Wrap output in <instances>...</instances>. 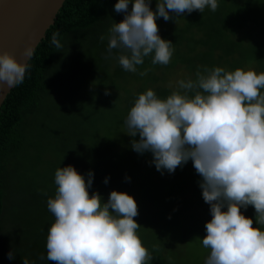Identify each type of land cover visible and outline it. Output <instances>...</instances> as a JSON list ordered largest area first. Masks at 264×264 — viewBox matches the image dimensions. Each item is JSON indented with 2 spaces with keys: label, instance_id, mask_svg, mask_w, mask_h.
Here are the masks:
<instances>
[{
  "label": "trees",
  "instance_id": "1",
  "mask_svg": "<svg viewBox=\"0 0 264 264\" xmlns=\"http://www.w3.org/2000/svg\"><path fill=\"white\" fill-rule=\"evenodd\" d=\"M117 2L66 0L30 59L23 82L1 106L0 264H23L24 258L55 264L46 259L47 231L55 222L47 201L56 195V169L68 165L86 182L89 171L93 173L90 195L98 192L107 202L116 190L135 199L139 214L134 219L141 225L137 234L153 257L149 264H204L209 250L202 239L212 218L206 216L191 230L169 218L186 189L202 192L201 177L191 160L174 173L161 174L150 152L132 149L131 141L139 135H127L124 121L146 90L160 98L179 90L167 85L177 68L185 72V81H195L197 70L204 67L264 72V0H217L215 11L206 6L203 13L185 12L169 21L158 17V34L173 43L172 58L167 65L153 64L149 55L135 73L118 63L119 49L111 56L107 51L109 29L125 15L115 11ZM156 5L157 0H151L153 11ZM54 32H59L61 48L51 43ZM141 177H147V187ZM241 212L264 231V225L256 223L254 206L241 207ZM184 230L189 241L184 249L176 248ZM158 231L166 238L155 239ZM10 252L14 259H9Z\"/></svg>",
  "mask_w": 264,
  "mask_h": 264
},
{
  "label": "clouds",
  "instance_id": "2",
  "mask_svg": "<svg viewBox=\"0 0 264 264\" xmlns=\"http://www.w3.org/2000/svg\"><path fill=\"white\" fill-rule=\"evenodd\" d=\"M129 2L118 0L114 6L125 15L109 29L107 51L111 56L119 49L115 58L133 73L149 55L153 64L167 65L172 58L173 43L158 34V17L169 21L218 7L217 0H157L153 11L151 0H133L129 11ZM58 37L54 32L51 43L61 48ZM32 52L29 46L24 56L29 59ZM29 67L0 52V82L21 84ZM177 84L179 90L167 98L152 89L138 95L124 121L127 135H139L131 147L139 154L150 152L161 174L192 161L212 215L202 239L209 250L204 264H264V231L241 212V207L254 206L256 223L264 225V72L204 67L195 81ZM92 182L91 171L86 182L72 165L56 169V195L47 201L55 222L47 231L46 259L55 264H149L153 257L137 234L135 199L113 190L104 202L98 192L89 194ZM9 259H14L12 252ZM23 264L35 262L24 258Z\"/></svg>",
  "mask_w": 264,
  "mask_h": 264
},
{
  "label": "water",
  "instance_id": "3",
  "mask_svg": "<svg viewBox=\"0 0 264 264\" xmlns=\"http://www.w3.org/2000/svg\"><path fill=\"white\" fill-rule=\"evenodd\" d=\"M66 0H0V52L29 63ZM31 57L24 56L27 47ZM15 86L0 82V109Z\"/></svg>",
  "mask_w": 264,
  "mask_h": 264
},
{
  "label": "rangeland",
  "instance_id": "4",
  "mask_svg": "<svg viewBox=\"0 0 264 264\" xmlns=\"http://www.w3.org/2000/svg\"><path fill=\"white\" fill-rule=\"evenodd\" d=\"M120 15L123 16L124 13L120 12ZM184 75L185 72H183L180 68H177V72L169 77L167 84L168 87L170 89L173 88L175 89L178 86L177 82L180 81L182 76ZM141 180L145 182L143 184L145 187H147L148 185L147 177H141ZM198 191H200V189L198 190L197 188L194 187L188 190L186 189L184 195L181 196L182 199L180 203L173 204L171 210H169V218H173L184 223L185 224L184 228L187 230H191L196 226L200 225V223L205 220L206 216H210L212 218L210 212V205L205 203L202 197V192L200 193ZM160 223L162 222H159L157 225L160 226ZM183 234L185 235L183 236V238L179 236L177 242L175 241L176 248L184 249L183 246L186 247V244L189 241L188 240L189 236L185 234V230L183 231ZM189 235L191 234L189 233ZM159 236L166 238V236H164L163 234H161V232L158 231L156 232L155 239H157ZM197 247L200 249L203 248L200 245Z\"/></svg>",
  "mask_w": 264,
  "mask_h": 264
}]
</instances>
